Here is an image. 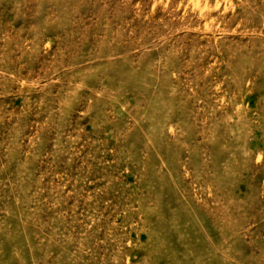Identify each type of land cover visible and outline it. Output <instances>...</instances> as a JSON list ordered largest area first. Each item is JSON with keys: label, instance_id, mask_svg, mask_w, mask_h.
Instances as JSON below:
<instances>
[{"label": "rangeland", "instance_id": "rangeland-1", "mask_svg": "<svg viewBox=\"0 0 264 264\" xmlns=\"http://www.w3.org/2000/svg\"><path fill=\"white\" fill-rule=\"evenodd\" d=\"M0 264H264V0H0Z\"/></svg>", "mask_w": 264, "mask_h": 264}]
</instances>
